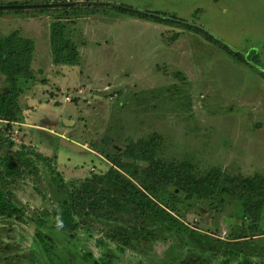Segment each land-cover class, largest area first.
I'll use <instances>...</instances> for the list:
<instances>
[{"label": "rangeland", "instance_id": "obj_1", "mask_svg": "<svg viewBox=\"0 0 264 264\" xmlns=\"http://www.w3.org/2000/svg\"><path fill=\"white\" fill-rule=\"evenodd\" d=\"M80 1L186 22L228 48L182 24L128 17L110 6L0 12V38L15 32L33 44V77L17 81L15 122L0 120V138L9 140L0 144V186L25 213L0 217V263L104 264L107 257L110 264H264V212L252 224L241 203L224 193L180 200L174 211L166 207L178 220L175 227L154 215L117 212L105 202L95 211L83 204L77 217L82 229H61L52 216L65 201L55 176L78 193L97 188L103 198L119 201L113 186L80 177L104 175L129 144L152 134L161 140L159 160L188 162L196 177L212 169L222 177L264 176V0L0 5ZM66 14L78 17L65 34L75 42L79 61L55 68L50 26L65 22ZM6 89L0 74V93ZM104 135L111 137L106 145L100 142ZM171 191L159 193L157 203L166 206L168 195L176 200Z\"/></svg>", "mask_w": 264, "mask_h": 264}, {"label": "trees", "instance_id": "obj_2", "mask_svg": "<svg viewBox=\"0 0 264 264\" xmlns=\"http://www.w3.org/2000/svg\"><path fill=\"white\" fill-rule=\"evenodd\" d=\"M31 5L17 3L0 5V12L10 10L20 11L23 8H42L43 10L55 9V7L63 9L72 8L71 3L64 2L53 5L45 4L41 7H32ZM110 7L124 16L137 17L153 23H163L166 25L174 23L172 20H166L157 16L140 14L113 6ZM63 16L68 21L65 20L63 22L60 19L53 22L50 26L49 42L52 62L54 65H76L79 61L76 45L65 34V28L69 23V16L67 14ZM175 23L182 24L180 22ZM182 25L194 33H201L207 40L221 45L220 42L202 29L196 26ZM177 37L175 35L171 40L175 41ZM221 47L225 50L228 48L223 44ZM32 55L33 44L31 41L23 40L17 33L14 32L0 38V74L3 75L7 88L6 92L0 93V120L7 121L8 123L15 122L16 114L18 113L19 94L17 81L20 79H32ZM234 55L238 56L237 53ZM175 76L178 77V74H175ZM7 142H9L8 139L0 138V144ZM160 146L161 140L157 134L140 138L135 143L129 144L119 155L120 158L112 161L109 170L104 175L93 173L90 175L91 178L84 179L96 185L113 186L116 192L120 194L119 201L103 198L100 196V191L97 188L87 189L78 193L76 191L79 190L75 188L70 189L60 176H57L58 178L56 176L53 177V181L65 195L61 211L57 209H53L52 211L56 226L68 230L85 228L77 221L78 215L81 211H84L83 204L86 203L89 208L95 211L98 203L105 202L108 205H114L117 212L132 211L140 217L154 215L172 227H175L178 226V220L167 210L174 211L176 204L180 200H190L193 197L204 200L213 197L217 193H224L230 198L238 200L241 203L243 215L249 219L250 223L257 224L260 221L264 212V176L255 174L248 177H222L220 171L212 169L204 176L196 177L193 174L191 164L188 162L176 163L159 160L157 152ZM36 157L41 161L43 160L40 155ZM122 174L135 180L136 185ZM224 183H226V186H222ZM169 190L174 192V198L177 199L174 200L170 197L171 195H168L169 198H163L166 206L159 205L156 200L159 193ZM168 201L170 203H167ZM24 214V210L13 202L9 192L0 186V217L13 218L23 216ZM104 264H110V259L106 257Z\"/></svg>", "mask_w": 264, "mask_h": 264}, {"label": "water", "instance_id": "obj_3", "mask_svg": "<svg viewBox=\"0 0 264 264\" xmlns=\"http://www.w3.org/2000/svg\"><path fill=\"white\" fill-rule=\"evenodd\" d=\"M72 5L74 6H83V5H109V6H113V7H116V8H122V9H125V10H130V11H133V12H136V13H140V14H147V15H152V16H157L159 18H164L166 20H172L174 22H180L182 24H186V25H189V26H193V25H190L189 23H186V22H182V21H178V20H174L172 18H169V17H165L163 15H159V14H154V13H148V12H145V11H140V10H136V9H132V8H128V7H125V6H121V5H116V4H111V3H107V2H98V1H93V2H84V1H80V2H72L71 3ZM45 4H32L31 6L32 7H41V6H44ZM65 125H73V123L69 122V121H64L63 122ZM111 141V137L110 136H107V135H104L101 137L100 139V142L103 144V145H106L108 144L109 142ZM112 148L114 150H116L117 152H120L121 151V148H119L118 146L116 145H113ZM1 264V263H0Z\"/></svg>", "mask_w": 264, "mask_h": 264}, {"label": "crops", "instance_id": "obj_4", "mask_svg": "<svg viewBox=\"0 0 264 264\" xmlns=\"http://www.w3.org/2000/svg\"><path fill=\"white\" fill-rule=\"evenodd\" d=\"M76 18H78V17H72V18H70L69 19V23L67 24V26L70 24V23H72L73 21H74V19H76ZM66 21H68V20H66ZM68 36V35H67ZM69 37V36H68ZM71 37H69V39H70ZM71 40V39H70ZM72 41V40H71ZM74 44H75V42L74 41H72ZM76 45V44H75ZM76 48H77V46H76ZM51 53V52H50ZM52 57V56H51ZM51 63L53 64V62H52V58H51ZM78 65V63L76 64V65H67V66H77ZM53 67H55V68H57V67H59V65H54L53 64ZM2 77H3V75H2ZM75 91V93H74V95H75V97H79L80 95H81V93H82V91L81 90H74ZM70 98L71 97H67V96H65L64 97V101L65 102H70ZM89 151H91V153H93L92 155H95L98 159H103V157L99 154V153H97L96 151H94V150H92L91 148L89 149ZM90 153V152H89ZM92 170V169H91ZM90 177V174L87 172V173H84L83 175H82V177H80V178H82V179H85V178H89ZM79 178V179H80Z\"/></svg>", "mask_w": 264, "mask_h": 264}]
</instances>
